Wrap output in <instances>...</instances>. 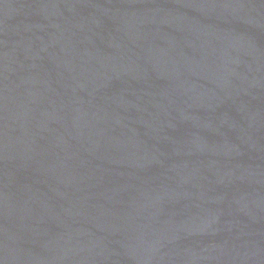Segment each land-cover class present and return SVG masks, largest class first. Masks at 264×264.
<instances>
[{"label": "water", "instance_id": "water-1", "mask_svg": "<svg viewBox=\"0 0 264 264\" xmlns=\"http://www.w3.org/2000/svg\"><path fill=\"white\" fill-rule=\"evenodd\" d=\"M0 264H264V0H0Z\"/></svg>", "mask_w": 264, "mask_h": 264}]
</instances>
